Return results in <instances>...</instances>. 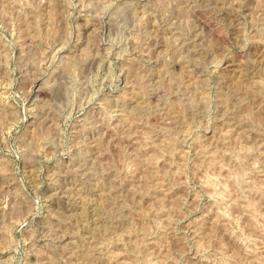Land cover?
Listing matches in <instances>:
<instances>
[{"label":"rangeland","instance_id":"rangeland-1","mask_svg":"<svg viewBox=\"0 0 264 264\" xmlns=\"http://www.w3.org/2000/svg\"><path fill=\"white\" fill-rule=\"evenodd\" d=\"M0 264H264V0H0Z\"/></svg>","mask_w":264,"mask_h":264},{"label":"bare ground","instance_id":"bare-ground-1","mask_svg":"<svg viewBox=\"0 0 264 264\" xmlns=\"http://www.w3.org/2000/svg\"><path fill=\"white\" fill-rule=\"evenodd\" d=\"M155 27V26H154ZM63 194V193H62Z\"/></svg>","mask_w":264,"mask_h":264}]
</instances>
